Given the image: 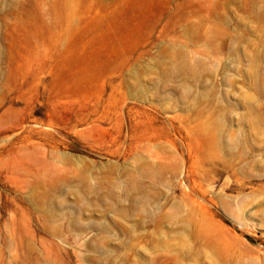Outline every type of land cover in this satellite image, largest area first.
Returning <instances> with one entry per match:
<instances>
[{
    "label": "rangeland",
    "instance_id": "374dc122",
    "mask_svg": "<svg viewBox=\"0 0 264 264\" xmlns=\"http://www.w3.org/2000/svg\"><path fill=\"white\" fill-rule=\"evenodd\" d=\"M0 264H264V0H0Z\"/></svg>",
    "mask_w": 264,
    "mask_h": 264
}]
</instances>
